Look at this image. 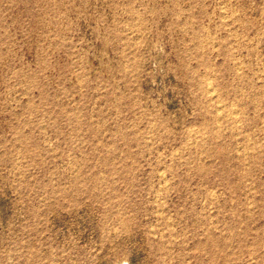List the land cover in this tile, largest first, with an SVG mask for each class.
<instances>
[{
    "label": "rangeland",
    "instance_id": "374dc122",
    "mask_svg": "<svg viewBox=\"0 0 264 264\" xmlns=\"http://www.w3.org/2000/svg\"><path fill=\"white\" fill-rule=\"evenodd\" d=\"M0 264H264V0H0Z\"/></svg>",
    "mask_w": 264,
    "mask_h": 264
}]
</instances>
